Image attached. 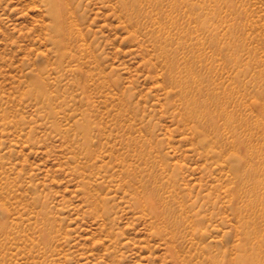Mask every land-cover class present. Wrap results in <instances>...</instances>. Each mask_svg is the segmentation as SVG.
I'll return each mask as SVG.
<instances>
[{
    "label": "rangeland",
    "instance_id": "374dc122",
    "mask_svg": "<svg viewBox=\"0 0 264 264\" xmlns=\"http://www.w3.org/2000/svg\"><path fill=\"white\" fill-rule=\"evenodd\" d=\"M254 179L264 0H0V264H264Z\"/></svg>",
    "mask_w": 264,
    "mask_h": 264
},
{
    "label": "bare ground",
    "instance_id": "6f19581e",
    "mask_svg": "<svg viewBox=\"0 0 264 264\" xmlns=\"http://www.w3.org/2000/svg\"><path fill=\"white\" fill-rule=\"evenodd\" d=\"M125 8H128V3L127 2H125ZM256 174H258V173H256ZM253 175V174H252ZM252 177V176H251ZM256 177V176H255ZM263 181H261V180H257V179H254L253 180V183H252V186H251V190L253 189V190H260L261 189V187L263 186ZM243 191V190H242ZM239 192V191H238ZM238 192H236V194H238ZM235 194V193H234ZM235 194V196H237ZM235 198H238V197H235ZM263 198H264V194H263ZM263 210V209H262ZM262 215L264 216V210L262 211ZM247 225H248V223H247ZM250 233V232H249ZM248 232H247V234H249ZM251 235H254L255 237H258L260 234H259V231H258V229H252V232L250 233ZM250 235V236H251ZM216 261V260H215ZM217 262V261H216ZM218 263V262H217ZM219 264V263H218ZM233 264H253V262L252 261H250V257H249V259H245V261H243V262H239V263H236V262H233Z\"/></svg>",
    "mask_w": 264,
    "mask_h": 264
}]
</instances>
